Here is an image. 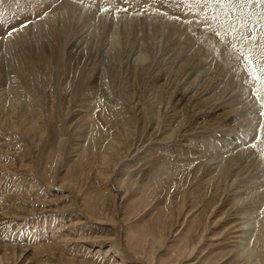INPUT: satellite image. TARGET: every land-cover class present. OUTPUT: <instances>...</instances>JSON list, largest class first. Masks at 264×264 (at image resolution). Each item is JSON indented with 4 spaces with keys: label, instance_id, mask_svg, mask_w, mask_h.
Returning <instances> with one entry per match:
<instances>
[{
    "label": "rangeland",
    "instance_id": "374dc122",
    "mask_svg": "<svg viewBox=\"0 0 264 264\" xmlns=\"http://www.w3.org/2000/svg\"><path fill=\"white\" fill-rule=\"evenodd\" d=\"M35 1L44 0H4L0 3V28L2 23H7L3 26L6 28L12 22L23 21L27 10ZM50 1L53 5L51 9L57 7V4L60 6L67 2L76 11L85 10V14L89 12L87 15L92 16L90 24L98 25L106 21L109 24L106 32L108 27L110 30L105 32V36L114 27L121 26L130 27V33H123L120 39L125 47L127 45L122 62L120 57L115 58V61L110 59L111 62L104 56L103 51L97 53L94 61V51L91 52L90 47L77 55L78 52L73 50L65 61V66L61 68H57L53 62L50 65L53 72L40 64L36 65V70L18 72L29 93L28 100L24 102L25 107L39 112L31 111L25 118L11 115L17 117L19 127L10 122L4 124L3 115L0 113V198L10 190L11 206L26 210L19 221L11 219L8 214L0 216V241L20 246L13 248L20 255L15 257L12 247L0 244V264H90L101 260L100 257H103L104 262L98 264H253L235 246L232 239L235 234L229 233L233 231L230 226L234 222L235 211L240 215H247L251 219L250 223L262 219L256 224V230L251 231L253 238L250 237V242L252 250L255 249L254 256L258 255L256 264H264V216L258 218V215L254 216L249 212L260 202H254L256 197L252 196V199L249 198L252 201H245L232 208L231 196L229 193L225 195L226 189L224 192V189L209 182L208 173L197 168L198 161L195 164L191 162L195 158L192 154L201 149L209 154L223 150H219L224 147L221 141L226 140L228 131L226 125H223L224 119H213L215 122L210 120V123L195 125L201 116L190 120V116L183 118L182 114L174 111L172 113H176L175 116L171 113L159 115L157 111L161 104L164 106L169 102L174 91L177 92L176 85H183L181 83L185 79L186 71L194 74L197 65L201 67L202 64L197 61L201 57L196 58L192 62L194 64L191 63L192 66L188 67L183 62L185 58L187 62L186 55L178 60V56L171 53L173 49H169L161 52L160 58L151 66V72L135 77L138 67L137 70L134 69L137 55L146 49L142 39L147 36L143 38L141 34L146 30L148 32L149 27V31H152L170 24L182 32L186 31L192 42L202 45L207 54H213L214 60H219L224 65L226 59L221 57L220 50H223L227 39L232 37L224 40L221 37L226 32L234 34L239 31L243 35L249 29H255L258 26L257 16L241 4H209L191 9L184 5L182 9H177L168 5L153 6L150 0H139L131 4L117 0L113 6L105 0H47V5ZM117 8H127L128 12L115 11ZM154 8L159 11H154ZM240 9H243V13ZM159 12H167L169 17L179 19H166ZM213 17H218L217 22H212L215 20ZM102 18L103 21H100ZM217 32L220 36L216 35ZM0 36L3 40L4 35ZM151 39L153 38L149 41ZM1 40L0 42H4ZM235 43L237 49L242 47L239 40ZM0 56V65H3L5 53L0 52ZM113 61L115 67L109 69L111 72L107 71L109 86L115 98L125 104L127 110L124 113L129 115L130 122L122 121L115 109L101 98L98 90L102 75L100 70ZM95 64L99 66L95 68ZM216 67L218 69L217 65ZM8 70L0 72V89L8 86L6 74L11 73ZM220 74L214 78L219 84L229 75L231 77L226 72ZM171 79L174 83L170 82ZM209 79V75H203L204 81ZM244 86L245 83H242V91L245 88L244 98L248 99L253 108V89L250 85ZM132 93L137 94L133 96ZM179 94L175 97H180ZM28 103L31 104L27 105ZM142 105L145 112H141ZM171 106V109H175ZM83 109L90 112L86 115L92 118L93 133L84 131L79 121ZM255 109L259 112L258 107L255 106ZM152 114L158 116L153 118ZM243 118L246 119V116ZM250 118L253 119L254 114ZM254 122L255 128L259 129V124L264 122L263 117L259 116L258 121ZM249 125L250 123H242L243 128L239 130L242 138L247 136L250 141ZM127 127L132 130L135 139L127 138L124 131ZM129 132L130 130L127 131ZM256 135L257 131L252 135L253 141ZM214 139H218V142ZM262 139L264 140L263 136ZM110 140L117 142L120 150L109 155L107 161L103 157L107 153L106 144ZM188 142L195 144L199 150L189 148L191 145L185 146ZM139 153L138 159L134 157ZM131 157H134L133 161H137L135 164H130L128 158ZM117 160H122L121 164L117 165ZM6 166H9V171ZM247 169H250L247 175L256 172L254 167ZM242 181H239L240 186ZM17 183L23 190L14 187ZM118 183L122 185L121 192L116 191ZM30 185L34 187L32 192L28 191L32 188ZM45 192L47 196L43 197ZM5 210H0V213L9 209ZM63 214L67 217L61 219ZM56 216L60 219L51 220ZM77 217L84 223L73 225ZM46 220L49 224L52 221L50 228L45 225L46 234H34L33 230L42 227L40 223ZM61 225L64 229L60 231L58 229ZM59 234L67 239L60 244L61 247L58 246L62 251L55 249L58 254L46 245L40 246L45 241L48 244L53 239H59L56 238ZM98 244L103 245V252L96 254ZM66 245L73 247L72 253L63 249ZM196 245L198 247L192 254ZM107 246H113L112 252L106 253ZM126 248L130 250L127 251ZM129 251L131 254H128Z\"/></svg>",
    "mask_w": 264,
    "mask_h": 264
},
{
    "label": "bare ground",
    "instance_id": "6f19581e",
    "mask_svg": "<svg viewBox=\"0 0 264 264\" xmlns=\"http://www.w3.org/2000/svg\"><path fill=\"white\" fill-rule=\"evenodd\" d=\"M17 1H20V0H17ZM37 1H39V0H37ZM116 1L117 0H115V2ZM115 2L112 3V5L111 4L110 5L111 6H113V4L115 5ZM121 3H122V1H121ZM51 4H52V1H50V3L47 5V0H44L42 2H36V1L32 2L31 7L30 8L28 7L29 10H27V12H28V13H26L27 16L23 19V21H21L19 23H17L18 21L12 22L13 24L11 23V25H8L6 28L3 26L7 23H2V28H0V35L1 34H2V36L4 35L3 40H1L2 38L0 39L1 41H4V42H0V52H2V54L5 53V58L2 61V62H5V64L3 63V65H0V72L2 71L4 73L5 70H7V69H9L8 71L11 70V73L6 74L7 75L6 84L8 85L7 88L2 87V89H0V113L3 115L4 124L10 122L13 125L19 127V124H18L19 120L17 119V117L15 118L11 115L18 116L19 118H25V117H27V115H29L31 113V111L36 112L35 109H33V108H32V110L27 109L24 105V102L27 101L29 98L28 97L29 93L24 86L25 83L23 84L24 80L21 79V77H19L18 72L27 71L29 69L31 71H33L37 64H40L41 67L45 66V68L47 70H50L51 69L50 65L53 62L56 63L55 66H57V68H61V66H65L64 63H65V61L68 60L69 55L72 54L73 50H76L78 52V53H76V55H77V54L83 53L85 49H87V50L90 49V47H91L90 51L91 52L94 51V53H93V56H94L93 60L94 61H95V57H96L97 53L100 51H103L105 53L104 56L108 57L109 60L110 59L114 60L115 58L119 59V57H120L121 58L120 61H121L122 57L124 56V51L126 50L127 45L125 47L120 39H121V37H123V35H124L123 33H125V32L130 33V30H128V29H130V27L129 28L126 26L114 27L115 26L114 25L113 26L114 28L112 27L113 31L112 32L110 31V34L105 36V34L110 30V27H108L109 29L106 32V29H107L106 27L109 25V24L105 23L106 21L104 23L100 22L98 25H93V24H90L92 16L87 15L89 12L87 14H85L84 13L85 10L84 11L82 10L83 12L76 11V8L74 6L68 4L67 2H63V4H61L60 6H58V4L55 3V4H57V7L52 8V9L50 8L51 6H53ZM104 6L106 7V5H104ZM97 15H98V13H97ZM96 16H95V19H96ZM107 19H105V20H107ZM150 19H152V18H150ZM101 20L103 21V18L100 19V21ZM153 20H154V18H153ZM206 20H207V18H206ZM216 20L217 19L213 20L212 22L213 23L217 22ZM97 21H99V19ZM136 21H137V19H136ZM154 21L156 22V20H154ZM140 22H141V20H140ZM155 22H154V24H155ZM157 22H159V24L161 26V23H160V21H158V19H157ZM133 24H134V22H133ZM24 25H26V27H22ZM124 25H126V24H124ZM138 25L140 26V24H138ZM99 26H101V28H99ZM139 26H138V28H139ZM140 27H142V26H140ZM112 28H111V30H112ZM13 29H19V31L12 32ZM159 29L154 28L152 31H149L150 30V27H149L148 32L146 30L144 34H141L142 32L140 33L141 37L143 36V38L145 37V35L147 36L146 38L142 39L145 41L144 45H145L146 49L143 50V52H142L143 54L138 52L139 54L137 55V57L135 59L134 64L136 65V67L134 69L137 70V67H138V70L137 71L135 70L136 71L135 77L139 76V74H146L147 72H151L150 68L153 64H155L154 62L158 58H160L161 52H165V51L167 52V50H169V49H173L171 51V53L173 55L176 54L178 56V58H177L178 60L180 57H183V56L185 57V55H186L187 62L185 60L186 58L184 59L183 62H185V64H188V67H190L189 65H191V63L194 62L196 58L201 57V59H197V61L202 64L201 67H199L197 65L194 74H193V72H191L189 70L193 75H190L191 73L188 71H186L187 72L186 74L184 72L185 79L181 83L183 85H181V87H179L180 86L179 84L176 85L177 92H175V91L173 92L171 97H169L170 100L167 98L169 100V102L167 101L166 105L163 106V104H161V102H160L161 105L157 111H159V115L160 114L164 115V114H169V113L174 115L173 113L176 112L180 115L182 114L183 118H188V116H190V120H192V118H194V119H196L197 117L200 118V116H201L200 120L199 119L196 120L195 125H200V124L203 125V123L209 122L210 120H213V119H215V120L216 119L220 120L221 118L224 119L225 124H223V125H226L228 131L226 132L227 133L226 140L221 141L222 145L224 147H222V148L220 147L219 150H222V149L223 150L218 151V152L213 151L211 154H209V153L205 152L203 149H201L200 151L194 152V154H192L195 158L191 162L193 164H195L198 161L199 166L197 168L199 170H203V171L208 173V175L210 176L208 181L217 185V187L219 189L220 188L224 189V192L226 189L225 195L229 193V195L231 196L230 200H231V207L232 208L238 206L240 203H242V204L245 203V201H250L252 199V196L256 197L255 198L256 200L254 202L257 201V202H260V204L255 205L249 212L251 214H253L254 216L258 215V218L259 217L262 218L264 216V143H262V141H264L262 139V136L264 138V122L262 125L259 124V127H258L259 129L255 128L256 126H254L255 125L254 121H258L260 115L257 116L259 112L255 109V106H253V108H252L248 99L246 97L244 98L245 88H244V91H242V83H243L244 73L234 72L232 70L233 66L238 67V65H236V62L233 58L227 57L225 55H222V56L220 55L222 58L225 57L224 59H226V63H224V65H222L223 63L220 64L221 62L219 63L218 59H217L218 61L214 60V57H212L213 54L212 55H210L209 53L207 54L206 49L202 45H199L198 43H194V41L192 42L190 40V38L188 37L189 34L186 31L182 32V31H180V29L175 28L174 26H171L170 24H165V26L162 29H160V30ZM141 30H142V28L140 29V31ZM8 32H12V35L8 36L7 35ZM138 32H139V30H138ZM175 34H178V36L175 37ZM150 38H153L154 40L151 39L149 41ZM84 43H85V45H84ZM210 43H212V42H210ZM83 45H84V47H82ZM217 47H219V46H217ZM79 48H81L80 51H79ZM222 48H224V47H222ZM191 50H193V51H191ZM131 51H132V49L130 50V52ZM220 51H222V50H220ZM112 53H114V54H112ZM211 53H213V52H211ZM132 54H133V52H132ZM220 54H221V52H220ZM201 55H203V56H201ZM216 57L218 58V56H216ZM169 59H172V58L170 57ZM112 60H110V61L112 62ZM137 60H138V62H137ZM200 60H201V62H200ZM114 61H113V63L109 62L108 63L109 66H106L104 68L102 67V70H100V72H102V75H100L101 76V80H100L101 82L99 83L100 85H98L99 86L98 90H99L101 98L104 99L107 103H109L110 106H112L115 109V111L121 117L122 121L130 122L129 115H126V113H124L127 110V108L125 107V104L121 103V101H119V99L115 98V96L113 95V92L109 86V77H108L109 75L107 74V71L111 72V71H109V69L111 67H115ZM99 62H100V60H99ZM192 64H194V63H192ZM216 65L218 66V69H217ZM97 66H99V65H96L95 68ZM182 66L183 65H180V68H183ZM100 68H101V66H100ZM226 68L228 69L227 71L225 70ZM52 69H53V67H52ZM52 69H51V71H52ZM225 72L227 74H231V77L229 75L230 78L229 77L226 79L222 78L223 80L220 82V84L216 83V81H214V78L217 76H220L221 75L220 73H222V75H223ZM23 73H25V72H23ZM175 73L177 74V72H175ZM36 74L37 73H35V75ZM109 74H111V73H109ZM205 74L209 75V77H210V79L208 81L203 80V75H205ZM227 74H225V75H227ZM170 82L174 83V82H172V79ZM245 86H246V84H245ZM247 86H249V84H247ZM218 89H219V91H218ZM212 92H215V93L211 94ZM136 94L132 93L131 95L136 96ZM178 94L180 97H175ZM11 95H13V98ZM54 98H56V96H54ZM31 101L32 100L30 99L29 102H31ZM165 101H163V102H165ZM30 104L31 103H28L27 105H30ZM170 106L172 108L175 107V109H171ZM33 107H35V105ZM139 107H141V106H139ZM257 107L258 106H256V108ZM255 110H256V112H255ZM143 111L145 112V107L142 105L141 112H143ZM248 111L249 112L251 111L252 113H246ZM38 112H36V113H38ZM87 113H88V110L83 109V115L80 116L79 121H80L81 125L84 127V131H86L87 133H93V129H92V122L93 121H91L92 120L91 117L86 115ZM176 113H175V115H177ZM88 114H90V112ZM248 114H249V118H247ZM251 114H254L253 119L250 118ZM152 115H153V118L158 116V114H155V115L152 114ZM90 116H92V115H90ZM243 116H246V119L243 118ZM171 117H173V116H171ZM255 117H257V120L255 119ZM153 118L151 120H153ZM14 119H16V121H14ZM223 119L221 121H223ZM215 120H213V121L215 122ZM263 120H264V117H263ZM30 121H32V120H30ZM185 121H186V119H185ZM182 122H183V120H181V123ZM219 123L221 124V122H219ZM242 123H250L249 129H248L249 130L248 132H250V133H248V135L251 137L250 141L247 140L248 139L247 136H244L243 137L244 139H243L242 135L240 134L241 131L239 129L241 127L243 128ZM210 127H211V125H210ZM216 127H218V126H216ZM129 130H130V132L127 133V131H129ZM124 131H126V136L129 140L135 139L131 129H129L127 127V128H124ZM256 131L258 132V135H256L257 138L254 137V141L255 140L256 141H255V143H253L254 141H253L252 135H255ZM245 132H247V131H245ZM261 132H263V135ZM229 134H231V135H229ZM236 134H240V135H236ZM123 135H124V132H123ZM258 137H259V139H258ZM241 139H243V140H241ZM214 140H217V142H218V139H214ZM118 145L119 144L117 142H115L114 140L113 141L110 140L106 144L107 153L105 154L103 159L107 160L109 158V155H112L113 152L116 154V152L118 150H120ZM185 146H190L189 148L194 149V151L197 149L199 150V148L196 147L195 144H191L189 142ZM130 147H132V146H130ZM2 155H3V153H2ZM125 156H127V154ZM135 156L138 159L140 157V153L137 155H134V157ZM134 157H131V159H129L130 157L128 158V160H130V164L137 162L136 160L133 161ZM190 159H192V158H190ZM121 161L122 160H120V161L117 160L116 164L117 165L121 164L120 163ZM7 167H9V166H6V170H8ZM248 167H250V168L254 167L256 172H252V173H254L253 175L252 174L247 175L248 171L250 170V169H247ZM198 171H197V173H198ZM252 171H253V169H252ZM246 176H247V178H246ZM241 179L243 181H242V185L240 186L239 181ZM118 180H119V177H118ZM17 184L14 185V187H18V189L21 190L22 189L21 185L19 186V183H17ZM30 186L32 187V185H30ZM33 188L34 187L28 189V191L33 190ZM9 191L4 193L3 197L0 198V210L4 211L5 209H9L10 211L8 210L7 212H2V213H0V216L3 214H8V215H10L11 219H15V221L16 220L19 221V219L24 214L23 211H26V210H24L21 207L11 206V204H10L11 203V200H10L11 193ZM116 191L117 192L123 191L122 185L119 184ZM252 191H254V192L251 193ZM15 192H17V191H15ZM46 196H47V192L44 193L43 197H46ZM249 198H251V199H249ZM86 211H84V212H86ZM234 214H235V216L233 217L234 222H232L231 226H230V229H232L233 231L229 232V233H230V235H232L233 233L235 234V236H232V239H234L233 242H235L234 243V244H236L235 246H237L238 248L241 249V251H242L241 255H243V254L246 255L247 258H249L253 264H256L255 260L257 259L258 255H257V257L254 256L253 250H255V249L252 250V248H251L250 237L252 236V232L254 230H256L255 228H257L256 224L259 222V220H262V219H259L255 223H250L251 219L249 220L247 215H240L239 213H237V211H235ZM65 217H67V215ZM65 217L63 214L61 219L65 218ZM57 219H60L59 216L58 217L56 216L55 218H53L51 220L54 221ZM77 219H76V222H73V225H75V223H79L82 220L80 217H77ZM255 219L257 220V217ZM80 223H84V222H80ZM40 224H42V227H39V228H36V230H33L34 234L35 233H37V234L39 233V235L46 234L47 229H45V225L49 226V228H50L52 221L50 222V224H49L48 220L43 221ZM62 229H64V226H62V225L59 226L58 230L61 231ZM94 230H96V228H94ZM54 233H57V232H54ZM56 238H59V239H57V240L53 239L52 240L53 242L48 243V244H47V241H45L46 243H44V244L42 243L40 246L46 245V247L48 249L59 250L58 246L61 247L60 244L64 241H66L67 238H65V236L63 234H59V236L57 235ZM252 238L253 237H251V239ZM0 244H2L5 247H12V249L19 246V245H13V244L8 245V244L3 243V241L2 242L0 241ZM102 246L103 245H101V244H98L96 246V248H97L96 254L103 252ZM68 247H69V249H68ZM197 247H198V245H196L194 247L195 250L191 252L192 254L196 251ZM43 249L48 250L46 248H43ZM63 249H65L68 253L69 252L72 253L71 250H73V247L67 246L66 248H63ZM112 249H113V246L112 247L107 246L106 253L112 252ZM128 249L129 248H126L127 251H128ZM56 250H55V252H57V254H58L59 252ZM59 251H62V250H59ZM130 252L131 251H129L128 254H131ZM187 252L190 253L188 250H187ZM16 253H17V251L13 249L14 256L19 257L20 255L16 254ZM132 255H134V254H132ZM100 259L101 260H99L98 262H94V263L90 262V264H98V263L104 262L102 260L103 257H100Z\"/></svg>",
    "mask_w": 264,
    "mask_h": 264
},
{
    "label": "snow or ice",
    "instance_id": "6c2138e0",
    "mask_svg": "<svg viewBox=\"0 0 264 264\" xmlns=\"http://www.w3.org/2000/svg\"><path fill=\"white\" fill-rule=\"evenodd\" d=\"M3 0H0L2 3ZM107 3L112 4L115 0H106ZM125 4H131L133 2H139V0H123ZM150 3L155 5H168L170 8L175 7L182 9L184 5H187L190 9L194 7L213 5H236L241 4L244 8L249 9L253 15L257 16V27L255 29H249L246 33L241 35L239 31L234 34L225 33L222 40L231 36V39H227L222 55L233 58L237 66H233L234 72H243V83L249 84L253 89L254 94V106H258L259 115L264 117V0H150ZM115 11L128 12L127 8H117ZM154 11H159L154 8ZM243 13V9L239 10ZM139 14V13H138ZM166 19H179V17H169L167 12L159 13ZM218 19V17H213ZM2 22V21H0ZM207 23V20L205 21ZM26 27V25L22 26ZM19 31V29H13L12 32ZM12 32H8L7 35L11 36ZM220 36V33H216ZM239 40L242 43L240 49L236 48L235 41ZM264 143V141H262Z\"/></svg>",
    "mask_w": 264,
    "mask_h": 264
}]
</instances>
